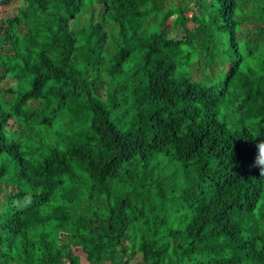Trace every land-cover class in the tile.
<instances>
[{
	"label": "trees",
	"instance_id": "1",
	"mask_svg": "<svg viewBox=\"0 0 264 264\" xmlns=\"http://www.w3.org/2000/svg\"><path fill=\"white\" fill-rule=\"evenodd\" d=\"M163 1L1 21L0 264H264V0Z\"/></svg>",
	"mask_w": 264,
	"mask_h": 264
},
{
	"label": "rangeland",
	"instance_id": "2",
	"mask_svg": "<svg viewBox=\"0 0 264 264\" xmlns=\"http://www.w3.org/2000/svg\"><path fill=\"white\" fill-rule=\"evenodd\" d=\"M181 4L182 6H188L187 10L184 14L185 21L188 24L189 28L196 32L195 20L194 17L199 13L198 7L195 5L194 0H164V6H170L171 4ZM26 6L25 0H0V23L3 19H7L9 17L14 16L20 9ZM91 9L92 5L87 3V6L84 8L85 13L80 14L76 19L70 21L71 28L74 30H78L84 25L87 24L89 18L91 17ZM95 17H97V13H95ZM172 18H170L169 22H171ZM13 84L12 80L5 79L0 81V90L5 89L8 85ZM99 95H103V93H99ZM130 184V182H129ZM115 190H122L120 184L114 186V192L110 195V200L117 192ZM2 197L0 196V201ZM80 255L81 264H89L86 259V256L83 252H78Z\"/></svg>",
	"mask_w": 264,
	"mask_h": 264
},
{
	"label": "clouds",
	"instance_id": "3",
	"mask_svg": "<svg viewBox=\"0 0 264 264\" xmlns=\"http://www.w3.org/2000/svg\"><path fill=\"white\" fill-rule=\"evenodd\" d=\"M249 167H255L259 171V176H264V139L255 142V154ZM16 202L13 201V204Z\"/></svg>",
	"mask_w": 264,
	"mask_h": 264
}]
</instances>
